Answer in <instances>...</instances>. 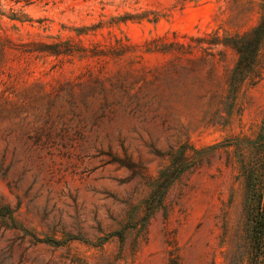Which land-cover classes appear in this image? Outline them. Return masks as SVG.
<instances>
[{
	"label": "rangeland",
	"instance_id": "1",
	"mask_svg": "<svg viewBox=\"0 0 264 264\" xmlns=\"http://www.w3.org/2000/svg\"><path fill=\"white\" fill-rule=\"evenodd\" d=\"M263 19L0 0V264H264V39L230 83Z\"/></svg>",
	"mask_w": 264,
	"mask_h": 264
},
{
	"label": "trees",
	"instance_id": "2",
	"mask_svg": "<svg viewBox=\"0 0 264 264\" xmlns=\"http://www.w3.org/2000/svg\"><path fill=\"white\" fill-rule=\"evenodd\" d=\"M248 37L251 38L250 41H246L245 38H240L238 36V40H236V42L231 46L237 52V55H239L236 67L230 76V83L234 89V92L245 81L246 73L252 69L255 63L259 47L262 40L264 39V19L259 26L254 28L250 34H248ZM182 173L183 171L179 170L177 172V176L175 175L173 179L171 178L166 180L165 185L169 186L174 181V179L179 177Z\"/></svg>",
	"mask_w": 264,
	"mask_h": 264
}]
</instances>
